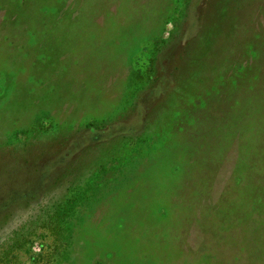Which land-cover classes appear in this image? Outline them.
Masks as SVG:
<instances>
[{
	"label": "rangeland",
	"instance_id": "1",
	"mask_svg": "<svg viewBox=\"0 0 264 264\" xmlns=\"http://www.w3.org/2000/svg\"><path fill=\"white\" fill-rule=\"evenodd\" d=\"M263 209L264 0H0V264H264Z\"/></svg>",
	"mask_w": 264,
	"mask_h": 264
},
{
	"label": "trees",
	"instance_id": "2",
	"mask_svg": "<svg viewBox=\"0 0 264 264\" xmlns=\"http://www.w3.org/2000/svg\"><path fill=\"white\" fill-rule=\"evenodd\" d=\"M204 76V75H203ZM236 84L235 83H233L232 85H231V87H233V86H235ZM193 89V88H192ZM194 90V89H193ZM193 93H194V91H193ZM193 107H196V105L194 104V106H192V108ZM168 171H169V176L170 177H172V178H175L176 179V176H177V173H176V171H175V169L174 168H172V166H170L169 168H168ZM182 182V180H180V183ZM188 184V182H186L185 183V185H187ZM238 184H236L235 186H237ZM249 187L250 186H247L246 188V190H244V194H245V192L249 189ZM247 199H249V200H251V202L249 203L248 201H247ZM254 201V202H253ZM182 204H183V202H182V200L180 199V201H179V203H178V205L180 206H182ZM244 208L245 209H248V211L251 213H256V211H259L260 210V201H259V196L257 195V194H254V192H250V194H249V196L248 197H244ZM167 206H165V204H162L161 206H158L157 207V212L155 213V211L153 212V218H154V220L152 221V224L154 225V227L155 226H160L159 228H163L166 224H163L164 222H169L170 221V215H169V212L167 211ZM263 212H264V209H263ZM257 214V213H256ZM255 214V215H256ZM179 217H178V215H175L174 216V219L175 220H177ZM156 221L157 222H161L162 224H156ZM152 233H155L156 234V237H159V233L160 232H155V231H152ZM241 245H244V244H241ZM241 250H242V252H241V254H240V258H241V262L242 263H244V246H242V248H241ZM154 252V251H157L158 253L160 252L158 249H154V250H149V251H145L144 253H142V254H151V252ZM200 256L201 255H195L194 257H193V260L194 261H196V260H199L200 259ZM235 258H237L238 259V256H235ZM180 263H182V262H180Z\"/></svg>",
	"mask_w": 264,
	"mask_h": 264
}]
</instances>
